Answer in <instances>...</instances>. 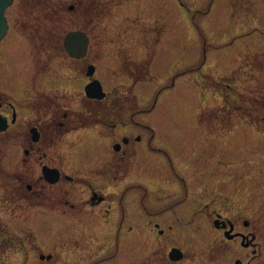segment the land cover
I'll return each instance as SVG.
<instances>
[{
	"label": "rangeland",
	"instance_id": "1",
	"mask_svg": "<svg viewBox=\"0 0 264 264\" xmlns=\"http://www.w3.org/2000/svg\"><path fill=\"white\" fill-rule=\"evenodd\" d=\"M6 15L13 30L8 40L19 46L26 41L34 59H44L43 74L36 71L35 80L41 76L45 88L53 90L45 94L59 97L62 106L76 108L84 99L82 93L69 94L85 88L84 81L67 79L87 77L91 63L98 67L94 78H100L107 91L115 93L125 86L136 95L137 124L115 131L116 139H134V153L126 157L132 163L123 167L126 177L99 182L115 196L108 203L114 211L109 224L115 241L131 227L147 228L162 212L181 219L177 208L188 200L181 213H189L194 203L186 221H194V235L183 233L182 239L187 249L196 247L199 257L226 239L206 217L209 212L239 224L249 221L246 231H254L264 249V0H14ZM72 30L90 36L85 61L70 59L63 49V39ZM141 52L154 55L150 74L142 71L135 77L132 71L141 63ZM30 70L28 66L26 75ZM208 74L212 77L206 78ZM61 76L67 82L62 86ZM13 78L9 74L5 80L10 82L4 85L0 77V87L23 105L30 85L18 86L21 79ZM33 97L36 106L40 96ZM35 106L33 113L22 110L26 126L30 117L35 123L39 118ZM20 125L0 136V230L4 238L14 236L19 248L9 264H54L57 255L75 252L85 254L76 264H94L87 255L101 254L97 259H102L113 253L115 247L107 248L105 241L71 239L69 223L56 222V214H31L26 186L44 184L40 178L45 148L43 142H26ZM78 137L71 141L76 173L96 184L93 172L107 140L94 131ZM31 145L27 156L24 151ZM62 162L72 170L74 162ZM19 174L22 181L15 178ZM16 181L25 185L18 197L13 192ZM168 193L173 196H165ZM200 230L206 240L199 243ZM148 240L145 237L139 245L145 246V253L154 249ZM40 249L57 255L53 261L36 262ZM72 255L56 264H73ZM203 261L201 257L195 263Z\"/></svg>",
	"mask_w": 264,
	"mask_h": 264
},
{
	"label": "flooded vegetation",
	"instance_id": "2",
	"mask_svg": "<svg viewBox=\"0 0 264 264\" xmlns=\"http://www.w3.org/2000/svg\"><path fill=\"white\" fill-rule=\"evenodd\" d=\"M6 17L8 20V31L0 41V43L4 41V43L0 45V77L4 78V85H7L10 81H6L5 79L10 74L12 78L16 77L21 79L20 82H17L18 86L22 83L23 87L30 85V88L25 91V95H29V98H26V103L17 105V98H12L13 96L7 92L4 85L2 88L0 87V120L3 122V127L4 124L6 125V128L0 131V136L9 133L14 127L22 123V110L29 109V111L33 113L35 109V99L33 96H40L35 106L39 115L36 123L30 117V123H27L29 128L24 123L20 125V127L22 126L23 136L26 142H43L45 148L42 176L40 178L44 184L40 186L39 183L31 184L28 182L26 186V191L29 193L27 198L30 200L28 208L33 209L31 214L36 213H33L35 210L51 212L58 216L56 222H60L63 225L62 221L65 220L69 223L68 226L71 227V230L68 234H72L69 235L71 239L94 240L98 243H104L105 241V246L107 248L115 247L113 253L102 259H97L101 254L87 255L89 259H95L94 264H196L195 261L201 257L204 260L201 264H224L225 262L226 264H264V249L258 241L257 234L254 231H246V229H250L251 223L247 220H242L243 223L240 222L239 224V221H233L222 213L212 214V212H209L206 217L210 219L213 224H217V228L215 227V229H217L218 232L221 231L223 237L226 239L222 240L221 244L213 243L208 250V254H205L206 250H204L200 257L196 254L195 246L187 249V242L183 240L182 237L183 233H187V235L191 234L192 237L194 235V230H192L194 221L189 224L186 223V221L189 220L192 211L191 208L194 206V203L192 202L191 206L187 208L189 213L184 212V214H182L181 209L189 204H186L188 200L181 202L177 208L181 219H171L172 215L170 213L162 212L157 218L150 220L151 223L147 228L135 229L131 227L129 232L124 233L120 239L115 241L113 237L114 231H111V226L109 224L111 223L112 216L114 217V211L110 204H108L115 196L111 193L107 194L104 186L99 182L106 180L114 181L117 176L120 177L121 175L126 177L123 173V167L125 166L127 169L128 165L132 163L129 159L134 153V139L129 136H125V138L121 139L120 135L117 136L119 139H116L115 131H119V126L124 127L137 124L135 122V117L140 113V110L138 111L136 108V95L132 92L131 88L125 86L121 87V90L118 89L115 91V93L107 91L100 78H94L96 73H98V67L91 63L87 67V77L77 76L67 79L74 80L80 78L81 81H84L85 88L81 89V91L69 92L70 95L74 96L78 93H82L84 99H78L79 103H76V108L62 106L58 103L59 97L45 94V92L49 93L53 90H47L45 88L46 83L40 82L39 78L43 74L41 71L46 64L44 59L37 62L38 58L34 59V53L31 50L29 52L26 41L20 42L19 46L15 43V45H13L10 39L8 40L13 30L7 15ZM36 31H39L38 27ZM9 41L10 46L7 44ZM146 44L147 43L144 45ZM90 45L91 44H89L87 55L84 58L77 59L71 57V55L67 53L64 39L62 43L63 49L68 57L75 61H85L88 58ZM148 55L147 53L141 52V63L135 64L137 68L135 71H132L133 76L137 77L135 74H139L142 71L144 73L146 72L147 76L150 74L149 70L154 55L151 57ZM35 62L38 65H35ZM90 65L96 68L92 76L87 75ZM28 66L31 67V70L26 75L25 71ZM36 71H38V74L41 76L35 80L34 76L36 75ZM43 76L46 75L44 74ZM131 79L134 80L135 78L132 77ZM94 80H99L102 83L104 92L106 93L103 99L90 98L86 93V86ZM139 81L141 80H134V82ZM59 82L61 86L67 83L66 79L62 76ZM23 87H19L18 91L21 92ZM61 89L66 92L65 88L62 87ZM127 104H129L130 107H127ZM131 108H135L134 112ZM128 115H130V119H125ZM125 120H129V122ZM130 120L132 122H130ZM25 127H27V129ZM92 131L98 133L100 137L102 136L107 140L104 147V156L100 159V166L93 172L96 173L98 177L96 184L83 180L77 175V161L76 158L71 155L73 151L71 149V141L78 136V138H80L83 134L92 133ZM31 148L33 149L32 145L29 149H25V155H30ZM58 148L61 153L58 152ZM54 151H56V153H54ZM126 157H129V159L126 160ZM63 159L74 162L71 171H68L70 168L65 167V164L62 162ZM56 160H58V162H56ZM60 160L62 161L60 162ZM45 168L57 173L56 176H58V178L56 182L52 183V181L47 179L44 174ZM182 170H184V167ZM73 171H75V173H73ZM15 178L22 181L23 175H16ZM168 182L169 181H167V183ZM167 183L164 187L168 190L170 186ZM20 184L17 181L14 184L13 192L16 197L20 196L21 190L25 187L24 184ZM165 196H173V194L168 193ZM62 206L69 207V210L61 209ZM207 208H209V206ZM194 217H196V215L193 216V220ZM153 235L155 238H153ZM196 235L200 238L198 242L200 240L203 242L206 240L201 236V230L199 232L197 231ZM145 237H149V247H154L151 252L145 253V246H139L141 243L140 241L145 239ZM0 238L4 241L0 242V264H9L10 257L14 256L12 253L19 249L16 248L18 247L17 240L14 239V236ZM103 249L104 248H101L100 251ZM23 251H19V253ZM43 252L39 254L36 251V262H38V260L40 262L53 261L52 256L54 254L57 255L55 252H53L54 254ZM72 254L66 253L57 255V260L54 264H56L61 257H67L68 255L74 257L73 264H76L80 255H85L80 252Z\"/></svg>",
	"mask_w": 264,
	"mask_h": 264
},
{
	"label": "water",
	"instance_id": "3",
	"mask_svg": "<svg viewBox=\"0 0 264 264\" xmlns=\"http://www.w3.org/2000/svg\"><path fill=\"white\" fill-rule=\"evenodd\" d=\"M14 0H0V40L6 35L8 31V20L6 17V10L13 4ZM90 44V37L85 31L77 30L71 31L65 38L64 45L65 49L69 55L73 58H84L87 55L88 48ZM96 68L90 65L88 68V76L94 75ZM86 93L88 97L93 99H103L106 96L104 92L102 83L99 80H94L86 86ZM0 120V131L4 130L6 127ZM53 172V174H52ZM44 174L48 180L52 183L57 181V173L53 170L47 168L44 169Z\"/></svg>",
	"mask_w": 264,
	"mask_h": 264
},
{
	"label": "trees",
	"instance_id": "4",
	"mask_svg": "<svg viewBox=\"0 0 264 264\" xmlns=\"http://www.w3.org/2000/svg\"><path fill=\"white\" fill-rule=\"evenodd\" d=\"M211 77H212V76H210L209 74L206 75V78H211ZM216 83L219 84L220 82H216ZM223 86L231 87V86L228 85V84L225 85V83H223ZM223 86H222V87H223ZM221 90H222V89H221ZM254 122L257 124V126H259L258 120H255ZM0 237H3V236H2V231H1V230H0ZM0 242H4L3 239L0 238Z\"/></svg>",
	"mask_w": 264,
	"mask_h": 264
},
{
	"label": "bare ground",
	"instance_id": "5",
	"mask_svg": "<svg viewBox=\"0 0 264 264\" xmlns=\"http://www.w3.org/2000/svg\"><path fill=\"white\" fill-rule=\"evenodd\" d=\"M71 31H69L68 33H70ZM68 33L65 35V37H64V41H65V38H66V36L68 35ZM1 41V40H0ZM4 43V41L3 42H1L0 43V45H2ZM68 53V52H67Z\"/></svg>",
	"mask_w": 264,
	"mask_h": 264
}]
</instances>
